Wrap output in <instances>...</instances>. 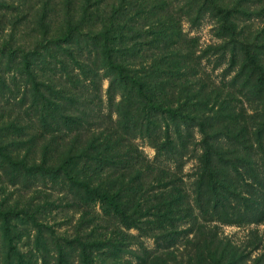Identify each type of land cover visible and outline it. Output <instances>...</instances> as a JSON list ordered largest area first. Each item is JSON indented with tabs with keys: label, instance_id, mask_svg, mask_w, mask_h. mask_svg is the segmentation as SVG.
Segmentation results:
<instances>
[{
	"label": "trees",
	"instance_id": "16d2710c",
	"mask_svg": "<svg viewBox=\"0 0 264 264\" xmlns=\"http://www.w3.org/2000/svg\"><path fill=\"white\" fill-rule=\"evenodd\" d=\"M249 1H187L196 22L206 14L216 20L223 39L219 58L231 51L227 71L239 66L233 79L219 84L201 67L197 42L183 31L184 11L172 0H42L33 42L2 39L0 92L12 86L23 116L0 114V171L12 186L38 178L59 181L73 197L71 203L63 197L69 207L85 211L74 232L58 234L40 218L50 202L2 195L0 264H49L50 245L54 264H134L123 260L124 230L144 229L143 223L169 242L181 235L176 230L189 217L208 223L264 221V27L241 24L260 15L243 8ZM55 8H61L62 23L53 35ZM103 78L109 79V112ZM23 117L38 124L37 137L26 138L30 126ZM194 129L203 135L197 144L203 153L195 174L196 206L182 179L169 178L161 165L173 159L181 166L194 147ZM137 138L155 146L154 162ZM95 209L121 228L87 231ZM28 226L36 229L35 246L46 251L41 260L17 246L21 227ZM229 247L200 246L187 262L237 264L243 252L232 248L230 254ZM160 248L157 244L153 254Z\"/></svg>",
	"mask_w": 264,
	"mask_h": 264
},
{
	"label": "rangeland",
	"instance_id": "374dc122",
	"mask_svg": "<svg viewBox=\"0 0 264 264\" xmlns=\"http://www.w3.org/2000/svg\"><path fill=\"white\" fill-rule=\"evenodd\" d=\"M40 1L42 0H0V42L11 39H13V44L16 45L33 42L35 27L33 22L41 18V14L37 13ZM58 1L60 0H51V3ZM172 1L178 8H182L184 11L182 13L184 15L181 19L183 31L189 38L194 40L195 43L197 42L198 55L201 57L200 64L203 70H205L208 75H210V78L217 84L222 81L226 82L233 79L239 66L233 68L231 71H227L231 59L230 50L224 58H219L221 55L219 45L223 42V39L217 35L218 28L216 27V20L211 18L209 14H206L200 21L196 22V20L193 19L196 15L187 13L190 9V7H186L188 0ZM243 8H246L245 10L249 12H259L260 15L254 16L251 14V16L248 17V21H244V23H241L242 25L245 24V26H247L251 25V23H255L252 28L264 27V0H251L247 5H243ZM56 9L58 12L51 13L53 35L61 32L62 11L60 10L61 8H55V10ZM12 34L16 35L11 37ZM1 68L2 72L5 73V65H2ZM6 75L8 83H11V74L9 75V73H6ZM108 86L109 79L103 78L102 93L106 112H109L107 101ZM10 89H4V93L0 92V114L7 110L6 116H11L13 118L18 115L23 116L19 114V111L21 112L22 109L16 104L19 98H14L15 96ZM246 109L249 114H252L254 107L252 108L249 103ZM113 117L116 119L115 114ZM21 121L27 126H30V128L27 129V134H30L26 136L27 139H32L39 135V127L38 124L35 123V120L30 122L26 117H23ZM193 134L194 147L189 148V154L181 160L183 162H181L180 167L174 163L173 159L167 160L166 163H164L165 161H163V159L162 162L164 164L161 165L164 167L162 169H165L164 173H167L169 178L174 179L179 177L182 179L181 186L185 189L184 191L190 196L191 202L195 205L196 189L194 185L198 179L195 177V174L200 170L199 157L203 153L201 147L199 145L197 146V144L203 139V135L198 129H194ZM38 139L39 138H37L36 141L37 144L40 145L41 143ZM136 144L143 151L146 158L150 162H154L157 152L155 146L147 139L141 138L136 139ZM33 148L34 147L31 146V149ZM39 154L40 153H38L36 157H38ZM0 177L1 200L2 195L5 197H10L12 195V200L14 201L17 199L25 201L34 198L37 203H44V201L50 202L52 205L49 204L48 207H45V210L41 212V214H43L40 215V218L42 221L53 226L58 234L67 233L70 235L79 225L80 214L85 211V209H78V206L75 205L69 207L65 202V198L63 200V197L68 195L70 203L73 197L68 187H64L59 181L54 182L50 179L38 178L28 186H12L8 185L9 180L2 171H0ZM196 211L197 210L194 211L195 214ZM89 218L94 219V222L90 224V228L87 227V231L95 226L98 228V231L101 230L104 234L106 232L111 233L114 224L121 228L118 224L119 222L115 218L113 219L99 214L97 209L91 212ZM187 220L184 221L181 227H178L177 230L175 229L176 232H180L181 235L174 240L170 239L171 241L169 242H175V244L171 246H169L168 241L158 239V235L161 234L159 229L153 228L146 223L142 224L145 228L141 230L135 227H131L129 230L125 229L126 252L122 254L123 260H131L134 264L140 263L141 261L139 260L145 261V264H160L163 260H167L168 264H188V260H194L196 251L200 246H210L211 250H215L218 249L220 245L229 244L230 254L234 251L232 248H235V250L241 248L243 252L242 254L244 257L241 261L237 260V264H264V221L259 223H254L252 221L243 223H221L220 221L217 223L213 221L208 223L201 217H199L197 221L194 217H189V221ZM165 232L168 231H163V233ZM171 233H174V231H171ZM36 234V229L34 227H21L16 243L20 251L26 254L33 251L38 256L39 260H41L40 256L42 252L46 251L35 246ZM157 244L162 246V248L159 249L162 251L153 254V251L157 249ZM0 247L3 249V246ZM49 248L50 252L47 251L45 256H47V262L49 264H54V253L51 250L53 249V245H50ZM151 255L152 257H150ZM154 256H157V258L153 260Z\"/></svg>",
	"mask_w": 264,
	"mask_h": 264
}]
</instances>
